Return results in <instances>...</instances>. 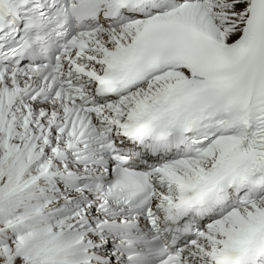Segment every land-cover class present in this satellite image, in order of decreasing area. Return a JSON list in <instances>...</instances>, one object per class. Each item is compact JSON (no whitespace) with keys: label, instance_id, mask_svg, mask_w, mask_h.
Segmentation results:
<instances>
[{"label":"snow or ice","instance_id":"6c2138e0","mask_svg":"<svg viewBox=\"0 0 264 264\" xmlns=\"http://www.w3.org/2000/svg\"><path fill=\"white\" fill-rule=\"evenodd\" d=\"M0 264H264V0H0Z\"/></svg>","mask_w":264,"mask_h":264}]
</instances>
